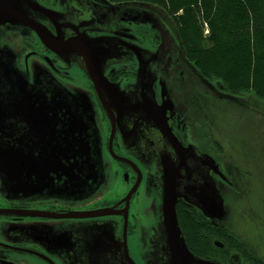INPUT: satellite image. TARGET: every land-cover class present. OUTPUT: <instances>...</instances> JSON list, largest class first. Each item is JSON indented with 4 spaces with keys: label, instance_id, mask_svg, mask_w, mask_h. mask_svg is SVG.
I'll return each instance as SVG.
<instances>
[{
    "label": "flooded vegetation",
    "instance_id": "1",
    "mask_svg": "<svg viewBox=\"0 0 264 264\" xmlns=\"http://www.w3.org/2000/svg\"><path fill=\"white\" fill-rule=\"evenodd\" d=\"M71 1L85 8L87 17L90 15L97 26L92 24V30L86 27L80 31L77 19L72 18L75 23L53 14L33 13L51 35L55 49L44 44L28 26H0V264H116L109 243L111 240L122 243L123 224H126L129 259L135 264H162L166 237L161 210L155 221L145 222L139 217L142 211L139 202L141 198L144 202V190H149L151 194L147 196L153 198V203L163 194V160L172 162L178 185L176 192L184 196L176 208L183 206L201 219L203 214L193 204L205 203L209 207L205 198L220 192L224 182L222 171L231 175L232 168L224 164L220 167L216 140L210 134L206 136L208 141L195 140L189 120L194 114L191 108L176 110L163 95L152 97L154 105L149 108L146 95L134 89L142 79L141 37L147 36L150 46L161 47L154 26L145 29L140 25L144 20L135 15L123 16L119 24L115 17H109L101 25L102 17H95L88 4H97L98 0ZM44 2L46 6H54L53 0ZM166 15L173 25L172 31L167 29L170 35L174 31L171 45L176 42L178 55L184 62L177 61L193 70L185 58L176 25ZM98 39L103 42L95 46ZM107 56L110 60L105 59ZM95 60L99 61L98 65ZM86 61H90L89 66ZM100 70L107 85L96 89L92 78ZM202 82L206 94L227 96L222 85L209 80ZM61 104L74 107L72 120L61 114V110L56 114L51 110L47 115L42 109ZM85 105L89 106L93 128L99 135L103 167L102 179L95 189H86L79 199L69 202L45 193L32 197L34 194L24 192V197H19L9 192L12 186L38 189L42 180L48 185L55 183L52 157L49 165L42 164L39 157L50 149L54 135L70 138L72 129L82 128L86 114L79 111ZM159 127L170 130L175 141L192 149L176 153ZM8 147L21 159L19 185L12 183L6 167ZM199 166L202 174L192 172ZM190 168V172H185ZM190 184L193 188L185 192L184 188ZM97 211H107L108 215L57 218L69 213L91 215ZM95 241L102 243L105 254H95ZM213 246L224 247L219 241H214ZM119 250L118 264H128L122 246ZM228 264L247 263L237 253Z\"/></svg>",
    "mask_w": 264,
    "mask_h": 264
},
{
    "label": "rangeland",
    "instance_id": "2",
    "mask_svg": "<svg viewBox=\"0 0 264 264\" xmlns=\"http://www.w3.org/2000/svg\"><path fill=\"white\" fill-rule=\"evenodd\" d=\"M44 1L28 0L39 14H53L54 17L70 19L75 23L74 20L77 19L81 25L78 27L80 31L86 27L92 30V24L97 26L90 15L88 19L85 8L72 4L71 0H53L54 6H46ZM98 1L97 4H88L95 17H102L99 20L101 25L109 17H115L119 24V21L129 18V15H135L144 20L140 25L145 29L154 26L161 39V47L154 48L149 45L147 36L141 37L142 79L134 85V89L141 95H146L149 108L154 105L156 95H163L176 110L191 108L194 112L191 119L188 115H183L192 124L195 140L198 143L208 141L206 136L209 134L216 140V158L220 167L224 164L229 169L232 168L231 175L225 171L221 175L224 182L219 197L224 217L220 224L248 244L264 264V101L252 93L229 95L232 98L216 97L214 93L206 94L205 84L194 71L188 65L189 68L181 66L177 61L179 59L184 62L181 55H178L176 42L171 45L170 36L174 31L170 35L168 30L172 31L173 25L162 8L141 2L110 4ZM102 42V39H98L94 44L99 46ZM168 57L171 58L168 60ZM110 58L107 56L105 59ZM50 111H46L47 115ZM173 119L169 120L174 122ZM42 126L45 131V126ZM143 193L145 198L144 202L142 198L139 202L142 204L139 217L145 222L155 221L162 209V195L153 203V198L147 196L151 194L149 190H144ZM63 201L69 202L68 199ZM113 261L119 263L117 254H113Z\"/></svg>",
    "mask_w": 264,
    "mask_h": 264
},
{
    "label": "trees",
    "instance_id": "3",
    "mask_svg": "<svg viewBox=\"0 0 264 264\" xmlns=\"http://www.w3.org/2000/svg\"><path fill=\"white\" fill-rule=\"evenodd\" d=\"M108 1L162 8L176 25L186 60L202 79L222 85L227 96L252 93L264 101V0ZM176 215L193 256L228 264L238 253L246 263L263 264L227 227L212 226L183 206L176 208ZM214 241L223 249L213 246Z\"/></svg>",
    "mask_w": 264,
    "mask_h": 264
},
{
    "label": "water",
    "instance_id": "4",
    "mask_svg": "<svg viewBox=\"0 0 264 264\" xmlns=\"http://www.w3.org/2000/svg\"><path fill=\"white\" fill-rule=\"evenodd\" d=\"M33 13H38L37 9L32 7L28 0H0V26L9 24L17 26H28L32 30H35L38 37L44 44L49 48L53 49L51 35L48 33L47 29L34 18ZM45 15L47 13H44ZM51 38V39H50ZM81 48V46H80ZM85 48V47H84ZM55 49V46H54ZM92 49V48H91ZM93 50V49H92ZM94 55V51H93ZM87 66L90 65V61H86ZM95 64L98 65L99 61L95 60ZM194 70V68H193ZM194 73L197 75L198 73ZM199 75V74H198ZM203 81L202 77L200 76ZM92 81L95 83L96 89L104 88L107 85L106 80L101 75V70L94 74ZM227 98H232V96H225ZM45 111L52 110L53 114H56L61 110V114H64L69 117V120H72V115L75 113L74 107L70 104L58 106H53V108L46 109L42 107ZM85 113L86 118L83 123L82 131L74 128L71 130V137L66 138L63 135H54L55 139L52 140L50 144V149L45 154H41L39 159H41L42 164H50V160L54 162L53 174L55 178V183L48 185L44 180H42V185L40 188H31L28 190H23L21 188H15L12 186L8 191L13 194H18L19 197H24V192H29L34 194L32 197H40L45 193L46 195H54L59 199H68L75 200L79 199L80 194L84 193L86 189H95V186L99 184L103 175V167L101 166V155H100V144H99V135L96 130L93 128L92 116H89V106L85 105L83 109H80L79 113ZM159 130L162 132L163 136L171 143L173 150L178 153L182 151H189L192 148H185L175 141L170 130L159 127ZM9 148V147H8ZM1 150V149H0ZM17 151V150H16ZM203 157H201L202 159ZM20 158H17L16 152L14 149L9 148L8 155V173L11 176L12 183L17 185L20 184L21 180L19 177L20 173ZM208 160V159H207ZM2 160H0V165ZM39 161L37 162V164ZM213 163V162H212ZM206 164V163H204ZM192 169H186L185 172H190ZM201 166L195 167L192 172L202 174ZM50 172V171H49ZM163 199H162V211L163 216L162 226L164 227L165 233V249L163 253V259H165L162 264H218L217 262L202 260L196 256H193L192 253L188 250L185 245L184 237L181 235L180 227L178 226V219L176 215V203L181 200L184 196H181L176 192V179L174 177V170L172 162L169 159L163 160ZM52 182V179H51ZM193 186L187 185L184 190L189 192ZM214 199V200H213ZM213 201V202H212ZM205 203L198 204L194 203L193 206L201 214H203L202 219L204 218L211 224H216L219 227H224L221 223V220L224 217V214L221 212V200L219 193H216L215 197L205 198ZM107 211H97L91 215L79 216L73 213L64 214L63 216H57L59 219H75V218H85V217H98V216H107ZM43 217V216H42ZM126 224H123V241L118 243L115 240H111L109 244L113 247V254L120 252L119 246H122V253L124 255V260L128 264H135L133 260L128 257L127 250V239H126ZM67 242L66 239L63 240ZM68 243V242H67ZM102 243L94 242L95 254H105L101 248Z\"/></svg>",
    "mask_w": 264,
    "mask_h": 264
}]
</instances>
